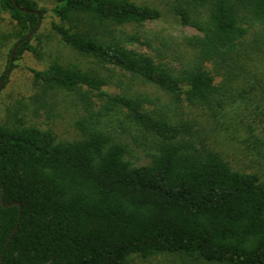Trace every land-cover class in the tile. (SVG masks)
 <instances>
[{
  "label": "trees",
  "instance_id": "trees-1",
  "mask_svg": "<svg viewBox=\"0 0 264 264\" xmlns=\"http://www.w3.org/2000/svg\"><path fill=\"white\" fill-rule=\"evenodd\" d=\"M170 1L178 21L198 32L183 37L193 53L180 67L136 51L140 32L122 29L159 20L162 11L152 4L56 0L51 28L79 54L207 110L256 166H233L189 121L155 113L138 96L105 91L93 68H31L45 87L76 92L87 119L79 123L84 135L67 141H56L50 129L0 124V264H125L133 255L164 254L264 264V70L254 64L264 55V0ZM15 2L19 7L0 0V9L26 32L13 44L18 59L45 10L36 0ZM209 65L226 82H217ZM3 77L4 84L8 73ZM237 80L235 96L228 89ZM86 91L102 100L98 109ZM129 126L154 138L146 156L125 139ZM2 194L21 209L3 206Z\"/></svg>",
  "mask_w": 264,
  "mask_h": 264
},
{
  "label": "rangeland",
  "instance_id": "rangeland-1",
  "mask_svg": "<svg viewBox=\"0 0 264 264\" xmlns=\"http://www.w3.org/2000/svg\"><path fill=\"white\" fill-rule=\"evenodd\" d=\"M39 8L45 10L38 28L31 33L29 48L20 58L14 59L8 72V81L0 89V124L10 127L33 125L53 131L56 141L75 140L84 135L79 125L87 119L83 107L84 101L76 92L65 89H50L38 82L31 68H44L52 62L63 64L76 63L83 68H93L104 77L105 91L113 94L138 96L144 100L147 109L166 116L182 118L192 124L198 139L208 146L220 150L235 167L252 170L256 162L241 151V146L227 137L224 130L199 106H189L185 102L177 103L173 97L156 85L119 67L104 64L85 57L64 43L51 28L53 20L49 9L56 0H36ZM139 4H152L162 11L157 21L146 22L141 26L122 27L127 32H140L141 44L132 47L139 52L151 54L156 60L180 67L188 63L193 51L185 45L183 37L196 35L198 32L183 26L174 16L170 0H134ZM185 1V0H178ZM118 30V29H117ZM11 19L8 12L0 9V77L6 71L13 44L18 36L25 34ZM15 54V53H14ZM259 70H264V55L254 59ZM252 68V67H251ZM217 82H226L221 69L209 65ZM253 69V68H252ZM255 70V69H253ZM239 80L231 84L230 91L237 95ZM235 89V90H234ZM85 91L86 88H82ZM93 108L98 109L102 100L96 92L86 91ZM228 95L232 96L231 93ZM234 96V97H235ZM240 102H235L237 105ZM124 137L139 154L146 156L155 143L150 133L143 129L129 126L124 129ZM125 264H216L184 258L179 255H156L141 257L133 255Z\"/></svg>",
  "mask_w": 264,
  "mask_h": 264
},
{
  "label": "water",
  "instance_id": "water-1",
  "mask_svg": "<svg viewBox=\"0 0 264 264\" xmlns=\"http://www.w3.org/2000/svg\"><path fill=\"white\" fill-rule=\"evenodd\" d=\"M14 3L16 4L15 0H14ZM16 6L19 7L18 4H16ZM24 10H25V9H24ZM35 12H36L38 15H40V13H39L38 10H36ZM38 26H39V23H38L37 27H38ZM37 27H36V28H37ZM32 32H34V30L31 31V32H29V33L24 37V39H27V38L31 35ZM17 45H18V44H15V45L13 46L12 50H11L10 58H9V63H8L7 69H6V71H5V75L9 72V70H10V68H11V66H12V62H13V60H14V53H15V49H16ZM3 81H4V77L0 80V89H1V86H2V84H3ZM15 203L18 204V205H19V209H21V204H20L19 202H9V203H5L4 198H3V194L1 195V204H2L3 206H9V205H12V204H15Z\"/></svg>",
  "mask_w": 264,
  "mask_h": 264
}]
</instances>
